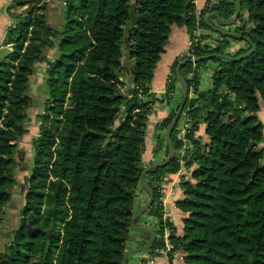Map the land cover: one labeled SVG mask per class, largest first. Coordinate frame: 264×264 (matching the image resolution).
<instances>
[{
	"label": "trees",
	"instance_id": "obj_1",
	"mask_svg": "<svg viewBox=\"0 0 264 264\" xmlns=\"http://www.w3.org/2000/svg\"><path fill=\"white\" fill-rule=\"evenodd\" d=\"M44 1L12 0L6 6L15 24L0 43L11 49L0 64V223L16 182L9 174L18 166V142L28 131L29 80L36 63L45 69L24 199L18 222L9 217L15 228L0 264H122L143 187L140 175L148 167L141 160L152 105H169L157 126L166 131L181 104V99L172 102L176 67L191 56L224 54L230 41L242 40L221 34L209 42L208 35L194 34L196 28L211 30L207 14L229 20L235 0H208L199 13L194 0H137L134 25L132 0H64L59 27L48 23ZM239 2L238 18L227 30L250 42L226 53L233 59L212 56L180 64L188 88L182 110L188 132L179 136L178 119L170 135L173 159L144 173L154 194L148 211L159 220L149 253L160 256L168 244L169 264L176 253L180 264H264V122L259 115L264 107V0ZM215 19L211 15L208 21L224 27ZM173 25L187 28L191 56L174 61L164 94L157 98L149 86ZM252 45L253 52L238 59ZM127 51L136 68L132 84L119 79ZM209 60L215 64L211 87L201 90L198 69ZM201 123L204 136L195 137ZM163 145L166 159L170 149L164 137H158L154 151ZM182 167L189 172L175 202L182 212L178 232L163 217L161 184ZM29 219L38 230L28 229Z\"/></svg>",
	"mask_w": 264,
	"mask_h": 264
},
{
	"label": "crops",
	"instance_id": "obj_2",
	"mask_svg": "<svg viewBox=\"0 0 264 264\" xmlns=\"http://www.w3.org/2000/svg\"><path fill=\"white\" fill-rule=\"evenodd\" d=\"M12 0H0V43L2 42L6 29L10 26L15 24V19L11 17L8 12L6 11V6L11 3ZM208 0H194L193 3L195 4L197 12L201 10ZM213 2L215 0H209ZM43 7L45 9V14L48 19V23L59 27L63 23V6L64 0H46L43 3ZM215 16V15H214ZM219 22L218 17L216 16L215 19ZM214 21V20H213ZM200 28L198 30V34H206L202 33ZM209 42L214 40L212 37H209ZM190 46V38L185 26H177L173 25L171 27L168 41L165 45V50L161 55L160 60L158 61L155 69L153 78L150 82L149 86V94L160 98L165 91L166 82L168 79V75L172 69V65L175 60L180 59V57L185 54ZM247 44L244 40L241 41H232L230 45L227 47L228 51H235L238 48L246 47ZM8 47V46H7ZM2 47H0L1 49ZM9 48V47H8ZM10 49V48H9ZM11 50V49H10ZM51 54V51H48ZM207 64L205 65V69H198L199 75L202 79L209 76V71L207 69ZM45 64L44 63H36L34 68V73L30 77L29 80V87H28V94L32 97V104L31 107L33 111L30 109L28 113L30 115V120H26L24 122L25 128H27V132L20 138L18 142V151L16 160L18 165H27L29 154L32 150L31 141L29 143V139L32 140L33 137L37 134L38 123L35 119V115L42 111L43 109V91H42V84H43V75H44ZM128 78L126 73L124 72L122 79ZM128 90V86L122 88V92L125 94ZM176 93L174 98L172 97V102L175 104L179 99L182 98L183 94V87L180 81H178L176 86ZM192 93V92H191ZM190 95V93H189ZM192 95H194L192 93ZM144 100L150 99L149 96H144ZM169 114V105L164 102H155L152 105V112L148 117L147 125L144 131V151L142 153V166H150L153 163L162 161L166 154H165V146H161L158 151H154V149L158 146V137L163 138L165 136L166 139V131L158 129V124ZM204 129L205 124L201 123L199 129L195 131V137H203L204 136ZM167 141V140H166ZM28 142V143H26ZM28 147V148H27ZM30 147V148H29ZM189 169L186 167H182L176 173L167 174L162 182L163 188V198H162V207H163V217L166 218L168 221L173 222V224L177 227L178 232L181 229V217L182 212L176 207L175 202L178 198L182 197V191L180 189V181L184 177H186ZM148 184V182L146 181ZM149 185V184H148ZM140 187L138 189V200L140 204L134 205L133 213L139 211L148 201L149 199V192L147 188ZM145 203V204H144ZM144 204V205H143ZM143 205V206H142ZM138 216L133 225L135 227H130L128 233V240L126 241V251L128 252L126 256V264L128 263L129 257L135 255L138 259L143 258L142 262L144 264H169L166 252H162L160 256H152L151 253H144L134 252L137 247H140L147 243L151 239V232L155 230L153 227V223H149L148 220L141 222L140 217ZM139 222V223H137ZM141 226L146 227V229L140 228ZM168 233V231H167ZM146 235V236H145ZM165 236H167L165 232ZM142 240V241H141ZM146 242V243H145ZM143 251V250H141ZM139 252V251H138ZM181 257L180 254L176 253L175 258L173 259V264H180ZM133 261V260H132ZM136 260L133 261L134 264Z\"/></svg>",
	"mask_w": 264,
	"mask_h": 264
},
{
	"label": "water",
	"instance_id": "obj_3",
	"mask_svg": "<svg viewBox=\"0 0 264 264\" xmlns=\"http://www.w3.org/2000/svg\"><path fill=\"white\" fill-rule=\"evenodd\" d=\"M136 1L137 0H132L131 10H130L131 23L133 25L136 24V22H137V17H136V15L134 13V7H135V2ZM235 4H236V6H235L234 14L229 20L221 19L218 16V14L214 12V13L207 14L205 16V21L207 22V24H208V26L210 28H212L215 31H218L219 33H221L223 35H226V36H229V37L238 38V39H242V40H246V41L250 42V39L248 37L242 36V35H240L238 33H235V32L229 31V30H223L222 28L214 26L213 24H211L208 21L209 16L215 15V16L218 17L219 23L221 25L229 26V25L233 24L237 20L238 15H239V11H240V2H239V0H235ZM29 9L30 8H28V10ZM124 41H125V48H128L129 45L127 43V39H125ZM254 48H255V46L252 45L251 49L248 50L246 53H244L242 56H240L238 59H241L242 57H246L247 55L252 53ZM10 52H11V50L7 46L2 47L0 49V64L10 54ZM212 56L221 57V58H225V59H233V57H231V56H229L227 54L214 53V54L205 55V56H201V57H194V58H191V59H185L180 64H182L183 62H187V61L195 63V62H197L199 60L209 59ZM180 64L176 67V75H177V78L181 82L182 87H183L182 100H181V104H180L176 114L173 116L170 124L166 128V140H167V143H168V145L170 147V154L168 155V157L166 159H164V160H162L160 162H156V163L151 164L145 170H143V172L141 173L140 180H141L142 185H144L145 188H147V190L149 192V199H148L147 203L139 211L133 213V215L131 217V220H130V226L131 227H135L133 225L134 220L150 207V205L152 204L153 199H154L153 191H152V189L150 188V186L146 183V181L144 179L145 171L149 170V169H152V168H157V167H161V166H164V165L168 164L173 159V157L175 155V150H174V148L172 146L171 139H170L171 130H172L173 126L177 123L178 119L180 118L182 110H183L184 103L186 102V99L188 97V88L186 86V82L181 77V75L179 73ZM123 65H124V68H125V73L128 76V78H123V81H124V83L132 84L135 81L136 68H135V65L128 58V51L125 53V56H124V59H123ZM116 74H118V73H116ZM119 79H122V77H119ZM9 176L12 177V173H10ZM23 199H24V184H21L19 192L16 193V192H13V190H11V200H10V202L8 204V211H13L15 213V215H17L18 210L22 206ZM26 224H27L28 229L31 230V231H35V230L39 229L38 227H35V226L32 225L31 219L27 220ZM140 228L146 229V227H143V226H141ZM150 232H151V239L146 244H144V245H142L140 247H137V248H135L132 251L138 252V251L150 248L152 246V244L154 242V239H155V234L151 230H150ZM127 254H128V252H124L123 258H122V264H126V256H127Z\"/></svg>",
	"mask_w": 264,
	"mask_h": 264
},
{
	"label": "rangeland",
	"instance_id": "obj_4",
	"mask_svg": "<svg viewBox=\"0 0 264 264\" xmlns=\"http://www.w3.org/2000/svg\"><path fill=\"white\" fill-rule=\"evenodd\" d=\"M64 7V6H63ZM215 26V25H214ZM217 27H220V26H217ZM210 28V27H209ZM220 28H222L223 30H227L229 27L228 26H224V27H220ZM201 32L202 33H206V35H208L210 38L212 37V39H218L220 36H221V33H219L218 31H215V30H213L212 28H211V30H209V29H204V28H202L201 29ZM230 42H232V41H230ZM226 53H228V52H232V51H228L227 49H226ZM226 53H224V54H226ZM185 55H189V56H191L190 54H187V53H185L184 54V56ZM195 57V56H194ZM181 58H183V56H181L180 57V59ZM189 59H191V57L189 58ZM206 64H207V69H208V71H209V76L208 77H204L203 79H202V77L200 76V85H199V89H201V90H207V89H209L210 87H211V84H210V81H209V79H210V76H211V73H212V70H213V68L215 67V64L213 63V61H211V60H209V61H207L206 62ZM199 73V72H198ZM192 91H190L189 93H190V97H195V95H192V93H191ZM175 94L177 95V93L175 92ZM175 94H174V96H175ZM181 100H182V98H181ZM178 101H180V99L178 100ZM30 110L31 111H33V108L32 107H30ZM184 113H182V115L180 116V118H179V121H178V127H179V125L181 124V121L183 120V118H184V116H185V114L183 115ZM259 115H260V118H261V120L264 122V107H262V109H260V112H259ZM30 115L29 114H27V116H26V119H25V121L27 120H30ZM185 120V119H184ZM186 125V122L184 121L183 123H182V126L184 127ZM177 127V128H178ZM185 129H188V127H185ZM180 132V131H179ZM184 132H185V130H184ZM180 134V133H179ZM182 134V133H181ZM164 138H165V136H164ZM30 139H29V143H30ZM26 143H28V142H26ZM28 148V147H27ZM30 148V147H29ZM169 149H170V147H169ZM169 154H170V151H169ZM31 156H32V150H31V152H30V154H29V158H28V164L27 165H18L16 168H15V170H14V172H13V174H12V177H14L15 178V184H14V186H13V192H19L20 191V185L21 184H24V178H25V176H27L28 175V171H29V166H30V161H31ZM164 160V159H163ZM24 191H25V186H24ZM138 197V196H137ZM136 197V199H135V203H134V205H138V204H140V202H139V200H138V198ZM145 204V203H144ZM143 204V205H144ZM142 205V206H143ZM149 209V208H148ZM148 209L145 211V212H143L141 215V217H140V221L141 222H144V221H147L148 220V222L149 223H153V227H154V229H157L158 228V222H159V220H158V218L156 217V216H154V215H151L150 213H149V211H148ZM8 206L4 209V211L2 212V217H3V219H2V221H1V223H0V228H3V227H6V230L7 231H11V230H13L14 228H15V225H13V220L11 219V218H9L10 216L8 215ZM138 219V218H137ZM18 220V219H17ZM16 222H18V221H16ZM137 223H139V222H137ZM131 227V226H130ZM5 232V231H4ZM166 232V234L168 235V233H167V230L165 231ZM4 235H5V233H3ZM146 236V235H145ZM167 237V236H166ZM142 241V240H141ZM8 241L5 239V236L4 237H1L0 238V252L1 251H3L4 250V247H5V244L7 243ZM148 242V241H147ZM149 249L150 248H147V249H145V250H143V251H139V252H137V254L138 253H140V252H144V253H149L150 251H149ZM169 250V245L167 244V248H166V250H164V251H162V252H166L167 253V251ZM142 259L143 258H140V259H138V257H136L135 255H132V257L130 256L129 257V259H128V263L129 264H131V263H133V261L134 260H136L135 262L136 263H141L142 262ZM133 260V261H132ZM135 264V263H134Z\"/></svg>",
	"mask_w": 264,
	"mask_h": 264
},
{
	"label": "built area",
	"instance_id": "obj_5",
	"mask_svg": "<svg viewBox=\"0 0 264 264\" xmlns=\"http://www.w3.org/2000/svg\"><path fill=\"white\" fill-rule=\"evenodd\" d=\"M197 13H199V11L197 12ZM198 28H196L195 30H194V34H196V36H199L200 34H198ZM197 40H199V38L197 37V38H195V41H197ZM191 43V42H190ZM190 46L188 47V50H187V54H190ZM182 56H184V54L182 55ZM191 58H194V56H191ZM4 112H5V110H4ZM184 115V114H183ZM2 119L3 118H0V127H3V124H2ZM185 119V120H184ZM186 122V125L183 127L182 126V123L183 122ZM185 127H188V123H187V118H186V116H184V118H183V120L181 121V124L179 125V127H178V130L180 131L179 133V136L182 138V137H184L185 135H186V133L188 132V129H185ZM184 130H185V132H184ZM182 133V134H181ZM161 191H162V193H163V188H162V185H161ZM162 198H163V196H162ZM162 200V199H161ZM163 204V203H162ZM135 264H144L143 262H141V263H135Z\"/></svg>",
	"mask_w": 264,
	"mask_h": 264
},
{
	"label": "flooded vegetation",
	"instance_id": "obj_6",
	"mask_svg": "<svg viewBox=\"0 0 264 264\" xmlns=\"http://www.w3.org/2000/svg\"><path fill=\"white\" fill-rule=\"evenodd\" d=\"M12 190H14V189H12ZM8 215L13 217V218H15L16 221H18L17 220L18 219V213H17V215H15V213L13 211H9ZM11 231H7L6 227L0 228V238L5 236V239L8 241L10 239L11 235H12ZM3 233H5V235ZM1 264H2V262H1Z\"/></svg>",
	"mask_w": 264,
	"mask_h": 264
}]
</instances>
